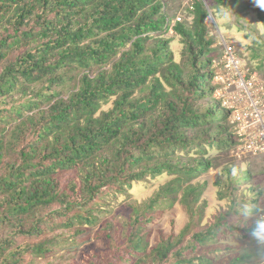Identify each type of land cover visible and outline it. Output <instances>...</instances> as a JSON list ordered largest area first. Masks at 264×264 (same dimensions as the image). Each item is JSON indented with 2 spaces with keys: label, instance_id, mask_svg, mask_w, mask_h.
Wrapping results in <instances>:
<instances>
[{
  "label": "trees",
  "instance_id": "obj_1",
  "mask_svg": "<svg viewBox=\"0 0 264 264\" xmlns=\"http://www.w3.org/2000/svg\"><path fill=\"white\" fill-rule=\"evenodd\" d=\"M250 2L264 10V0ZM216 5L195 0L191 20H174L164 0H0V264H36L66 247L67 229L76 237L100 224L109 249L88 264H161L200 225L207 183L193 179L213 166L206 146L235 144L227 110L210 104L216 49L207 17ZM163 174L172 178L130 202L122 228L111 209L105 215L108 197ZM179 201L192 220L150 247L144 230L154 212ZM241 211L234 203L175 254L236 230L230 217Z\"/></svg>",
  "mask_w": 264,
  "mask_h": 264
},
{
  "label": "rangeland",
  "instance_id": "obj_2",
  "mask_svg": "<svg viewBox=\"0 0 264 264\" xmlns=\"http://www.w3.org/2000/svg\"><path fill=\"white\" fill-rule=\"evenodd\" d=\"M209 1L217 4L214 8L216 17L212 14L207 19L210 35L215 39L213 48L216 50L213 51V55L219 57L223 53L225 43L232 44L243 63L257 69L264 78V65H262L264 61V46L262 45L264 42V10L259 5L252 4L250 0ZM164 2L174 20L177 17H181L182 20H191L192 16L186 8V0H164ZM168 36H174L171 46L177 58H180L183 48L180 37L172 32L168 33ZM217 103L219 102L215 97L210 99V104L216 105ZM111 105L112 101L103 108L108 109ZM216 111L223 113L226 109L220 106ZM225 127L228 134L231 130L229 122L225 123ZM224 142L226 138H223L220 144ZM206 147L209 148L206 157L212 160L213 166L193 179L194 183H207L201 198V202L206 206L203 218L200 225L196 226L173 249L174 254L171 259L161 264H264V154L238 158L234 156L232 147L225 149H220L216 145ZM181 154L186 160L195 158L199 153L193 150L192 156ZM228 170H231L230 173ZM69 177L75 179L76 174L66 172L62 175V178ZM235 177L238 178L237 182H234ZM171 178V175L163 174L136 183L129 194L121 195L115 200L108 197L107 200L111 202L103 205L105 215H107L106 211L111 209V215L117 218V227L122 228L124 221L131 215L130 202H143L152 196L160 185ZM232 179L234 185L233 189H230L228 186ZM256 197L259 198L257 204L254 203ZM234 203L244 208L238 216L230 217L236 230L225 228L217 237L200 244L197 249L185 252L183 255L175 254L177 249L191 241L194 233L207 230L219 220L222 214L230 211ZM255 206L258 211L249 210L250 207ZM194 215L180 201L172 207L157 209L144 230L150 247L169 236L179 235ZM101 227V224L88 227L83 235L76 237L72 236L73 229H67L65 236L69 238V243L66 247L37 261L36 264H88L92 255L97 252L102 254L109 249L107 237L100 236ZM245 227H254V230L245 235L247 232ZM62 231L64 230H56V232ZM102 257L103 255L100 256ZM178 259L183 262H176Z\"/></svg>",
  "mask_w": 264,
  "mask_h": 264
},
{
  "label": "built area",
  "instance_id": "obj_3",
  "mask_svg": "<svg viewBox=\"0 0 264 264\" xmlns=\"http://www.w3.org/2000/svg\"><path fill=\"white\" fill-rule=\"evenodd\" d=\"M195 0H186L193 8ZM181 20V17H177ZM213 96L227 110L234 156L264 154V78L245 65L232 44L213 61Z\"/></svg>",
  "mask_w": 264,
  "mask_h": 264
},
{
  "label": "clouds",
  "instance_id": "obj_4",
  "mask_svg": "<svg viewBox=\"0 0 264 264\" xmlns=\"http://www.w3.org/2000/svg\"><path fill=\"white\" fill-rule=\"evenodd\" d=\"M188 6H189V4H187ZM210 15H212V14H210ZM210 15L208 16V17H210ZM208 17H207V19H208ZM178 20V19H177ZM216 26H217V28H219V26L216 24ZM257 70V69H256ZM258 71V70H257ZM259 72V71H258Z\"/></svg>",
  "mask_w": 264,
  "mask_h": 264
}]
</instances>
